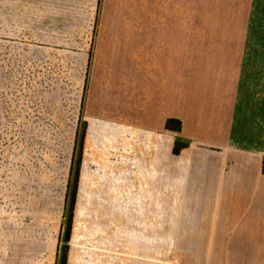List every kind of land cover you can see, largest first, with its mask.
<instances>
[{
	"label": "crops",
	"instance_id": "obj_1",
	"mask_svg": "<svg viewBox=\"0 0 264 264\" xmlns=\"http://www.w3.org/2000/svg\"><path fill=\"white\" fill-rule=\"evenodd\" d=\"M203 74L264 76V0H0V264H264V110Z\"/></svg>",
	"mask_w": 264,
	"mask_h": 264
},
{
	"label": "rangeland",
	"instance_id": "obj_2",
	"mask_svg": "<svg viewBox=\"0 0 264 264\" xmlns=\"http://www.w3.org/2000/svg\"><path fill=\"white\" fill-rule=\"evenodd\" d=\"M193 51H190L192 53ZM251 63V61H250ZM253 64L261 63V61H252ZM205 61L201 59L190 60L189 67L195 68L197 66L203 68ZM239 65V61L237 62ZM240 67V66H238ZM237 67V68H238ZM192 76L190 75V80ZM197 83L203 84L206 91L212 89L209 87L210 84L219 85L221 87V100L236 99L237 100V112L238 116L243 113V111H252L254 115L261 112V106H264V76L260 75H208L203 74L195 76ZM236 79V81L234 80ZM231 87V88H230ZM236 89L235 96L233 94V89ZM231 93V94H230ZM230 94V95H229ZM239 101H249L251 104L247 103L244 105L239 104ZM263 102V103H262ZM255 121V119H253ZM256 126V125H255ZM177 147V146H176ZM179 147V145H178Z\"/></svg>",
	"mask_w": 264,
	"mask_h": 264
},
{
	"label": "trees",
	"instance_id": "obj_3",
	"mask_svg": "<svg viewBox=\"0 0 264 264\" xmlns=\"http://www.w3.org/2000/svg\"><path fill=\"white\" fill-rule=\"evenodd\" d=\"M172 123H173L174 129H179V127H180L179 121L173 120ZM175 151H176V153L179 152L178 146L176 147ZM81 163H82V156H81V154H79L77 164H76L75 180H74V184L72 186V189L70 192V197H69L68 225H67V228L65 231V236H64V239L66 242H68L70 240V235H71V228H72V221H73V215H74V209H75V202H76V196H77V192H78V179H79V172H80ZM61 264H66V246L64 247V250H63Z\"/></svg>",
	"mask_w": 264,
	"mask_h": 264
}]
</instances>
